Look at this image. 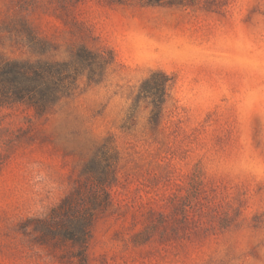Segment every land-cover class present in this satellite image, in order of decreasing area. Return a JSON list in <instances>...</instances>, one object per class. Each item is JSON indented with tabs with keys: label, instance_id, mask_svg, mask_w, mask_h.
I'll list each match as a JSON object with an SVG mask.
<instances>
[{
	"label": "rangeland",
	"instance_id": "obj_1",
	"mask_svg": "<svg viewBox=\"0 0 264 264\" xmlns=\"http://www.w3.org/2000/svg\"><path fill=\"white\" fill-rule=\"evenodd\" d=\"M0 264H264V0H0Z\"/></svg>",
	"mask_w": 264,
	"mask_h": 264
},
{
	"label": "trees",
	"instance_id": "obj_2",
	"mask_svg": "<svg viewBox=\"0 0 264 264\" xmlns=\"http://www.w3.org/2000/svg\"><path fill=\"white\" fill-rule=\"evenodd\" d=\"M35 65L0 60V108L24 103L41 112L54 100L57 82L51 73L53 66Z\"/></svg>",
	"mask_w": 264,
	"mask_h": 264
}]
</instances>
